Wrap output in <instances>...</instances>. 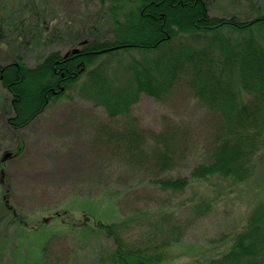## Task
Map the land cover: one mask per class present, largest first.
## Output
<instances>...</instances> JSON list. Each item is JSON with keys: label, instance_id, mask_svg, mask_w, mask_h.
Returning a JSON list of instances; mask_svg holds the SVG:
<instances>
[{"label": "rangeland", "instance_id": "374dc122", "mask_svg": "<svg viewBox=\"0 0 264 264\" xmlns=\"http://www.w3.org/2000/svg\"><path fill=\"white\" fill-rule=\"evenodd\" d=\"M206 1L213 16L240 21L264 16V0ZM107 5L101 10L99 0H0V19L11 23L0 27V63L21 58L34 66L51 51L66 52L82 38L84 29L107 37ZM219 34L230 45L245 36L228 28ZM189 39L181 42L192 46ZM27 40L30 43L25 44ZM163 49L146 51L149 55L143 57L165 59ZM126 62L119 67L107 62L108 85L115 88L119 82L130 81L125 73H111L113 68L119 74ZM187 81L182 79L162 99L142 94L129 115L115 118L73 91L17 132L2 123L10 104L0 84V158L5 156L7 183L0 184V201L6 192L21 221L6 211L16 222L1 235L0 264H93L96 253L113 247L100 226L125 220L129 227L122 229L129 243L144 241L150 234L160 238L171 229L178 231V243L167 249V260L161 264H208L218 258L252 209L264 200V145L256 171L243 183L193 180L181 191L153 184L156 178L187 176L194 165L208 161L222 134L221 114L209 110ZM132 135L145 140H141L143 154L127 151ZM159 137L170 140L180 167L153 171L152 155L161 143ZM19 146L18 154L6 156ZM204 198L205 204L201 203ZM45 219L46 225L40 227Z\"/></svg>", "mask_w": 264, "mask_h": 264}, {"label": "trees", "instance_id": "16d2710c", "mask_svg": "<svg viewBox=\"0 0 264 264\" xmlns=\"http://www.w3.org/2000/svg\"><path fill=\"white\" fill-rule=\"evenodd\" d=\"M99 1L101 10L108 2L107 37L84 29L82 38L66 52L51 51L34 66L26 65L21 58L0 63V84L9 95L12 111L6 125L14 131L29 126L51 103L73 91L102 106L110 118L126 116L142 94L162 99L187 78L194 95L209 110L221 114L222 134L218 135L208 161L194 165L187 176L156 178L151 182L162 190L181 191L193 180L215 178L243 183L251 178L264 145V16L249 21L213 16L206 0ZM5 24L10 27L11 23L3 17L0 27ZM223 28L245 36L235 45L225 44L219 34ZM187 39H193L192 46L181 42ZM28 40L24 43H30ZM166 44L174 46L165 47ZM162 46L166 60L143 57L149 55L146 51L160 53ZM73 49L78 51L73 53ZM118 54L120 58H112ZM124 56L127 58L123 59ZM108 61L116 67L127 61L119 74L113 68L111 73H125L130 81L119 82L120 86L115 88L108 85L110 75L104 72L110 68ZM82 78L85 82L79 86ZM132 137L127 151L136 156L143 154L141 140H145ZM159 142L152 155L153 171L164 173L180 167L179 155L169 147L170 140L159 137ZM19 150L20 146L8 155L18 154ZM4 161L5 156L0 158L2 186L7 184ZM201 203L207 200L204 198ZM6 211L21 222L4 192L0 201V244L2 233L16 222ZM66 214L55 213L53 217ZM65 219L69 221L71 217ZM46 221L39 226H45ZM126 223L125 220L100 226L102 235L112 239L113 247L96 253L97 261L93 264H161L167 260V249L180 239L178 231L171 229L164 237L150 234L144 241L129 243L122 229L129 227ZM207 263L264 264V200L252 209L232 244Z\"/></svg>", "mask_w": 264, "mask_h": 264}, {"label": "flooded vegetation", "instance_id": "af4514ba", "mask_svg": "<svg viewBox=\"0 0 264 264\" xmlns=\"http://www.w3.org/2000/svg\"><path fill=\"white\" fill-rule=\"evenodd\" d=\"M7 100L9 101V104H10V99H9V95L7 94ZM9 110H10V113L7 115H4V119H3V121H2V123H4V125L7 127V128H9L7 125H6V119L8 118V117H10L11 115H12V111H11V107H9ZM1 120V119H0ZM10 129V128H9ZM23 129V128H22ZM12 130V129H11ZM12 131H14V130H12ZM19 131V130H18ZM14 132H17V131H14ZM9 153H7L6 154V156L8 155Z\"/></svg>", "mask_w": 264, "mask_h": 264}, {"label": "water", "instance_id": "95a60500", "mask_svg": "<svg viewBox=\"0 0 264 264\" xmlns=\"http://www.w3.org/2000/svg\"><path fill=\"white\" fill-rule=\"evenodd\" d=\"M77 51H78V50H77V49H75V50H73L72 52H73V53H76Z\"/></svg>", "mask_w": 264, "mask_h": 264}]
</instances>
